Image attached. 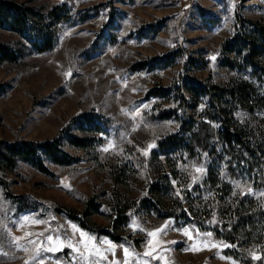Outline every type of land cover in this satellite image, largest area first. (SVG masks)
Masks as SVG:
<instances>
[{
    "label": "rangeland",
    "instance_id": "rangeland-1",
    "mask_svg": "<svg viewBox=\"0 0 264 264\" xmlns=\"http://www.w3.org/2000/svg\"><path fill=\"white\" fill-rule=\"evenodd\" d=\"M13 1L48 8L65 5L72 19L57 27L53 51L26 52L17 64H0V146L17 140L44 142L62 132L65 151L74 162L59 166L46 161L49 174L28 164H20L13 172L0 171V249L7 252V256L0 255V264H36V248L48 234L71 237L72 244L80 247L76 229L97 237L98 242L105 241L100 245V254L107 259L97 258L98 264H125V248L126 264H247L237 257L236 252L242 250H250L252 258L260 257L256 260H264V189L253 187L246 165L233 179L218 161L206 156L195 161L178 153L174 161L177 178L170 179L172 190L163 199L166 208L180 207L201 222L210 216L227 224L234 214L262 211L260 218L245 223L242 220L238 245L217 239L210 229L202 230L199 223L184 217L178 226L174 219L159 217L143 203L150 196L149 186L160 181V174L171 175L165 157L155 158L154 152L158 140L175 133L179 126L175 119L154 118L171 101L148 97L149 92L175 86L189 73L224 88L247 81L264 97V86L252 68L232 70L219 61L222 43L235 33L236 14L245 19L246 25L264 23V0ZM16 40L17 36L0 28V41ZM179 51L183 55H177L166 68L133 69L137 64ZM190 60L199 67H193ZM207 108L206 98L196 114L190 109L187 112L198 121L220 128L218 121L203 119ZM88 112L110 117L116 125L101 135L100 144L83 151L65 140L70 133L92 137L91 131L82 133L73 122ZM230 114L233 123L254 139L252 144L264 145V108H230ZM238 150L244 160H254L245 149ZM122 168L125 173L116 181L113 172ZM197 168L203 170L198 172ZM209 168L214 172L215 185L206 182ZM222 184L231 186L230 195H216ZM92 198L100 206L92 223L109 232H115L110 221L115 199L135 204L128 213L126 229L117 231L124 241L84 230L69 217V212H74L81 218L86 202ZM23 216L44 223L30 220L18 227ZM154 231L156 235L150 237L148 232ZM26 233L43 235L21 239L27 251L17 250L12 237L24 238ZM29 239L36 245L28 243ZM42 255L46 259L41 264H93L92 260L81 262L67 243Z\"/></svg>",
    "mask_w": 264,
    "mask_h": 264
},
{
    "label": "trees",
    "instance_id": "trees-1",
    "mask_svg": "<svg viewBox=\"0 0 264 264\" xmlns=\"http://www.w3.org/2000/svg\"><path fill=\"white\" fill-rule=\"evenodd\" d=\"M72 19L70 10L65 5L35 6L27 3H19L13 0H0V28L17 36L15 43L0 41V64H17L23 60L26 52L35 54H46L53 51L57 43V27ZM235 33L225 40L220 48L219 61L232 70L245 71L252 68L254 76L264 86V23L255 22L246 25L245 19L236 14ZM177 55L182 52L156 57L133 67L136 71L153 70L155 68H166L172 65ZM193 67H199L190 60ZM148 97H160L171 101L166 108L158 110L154 118L158 120L175 119L179 122L175 133L158 140L155 158L164 156L170 165L171 177L160 174L159 182L149 186L150 196L143 201L161 218H172L176 225L184 217L186 221L199 223L202 230L210 229L217 239L238 245L241 238L240 224L252 221L263 216L260 210L247 213L246 215L234 214L228 223H220L213 218H204L198 221L189 213L183 212L180 207L166 208L163 199L172 190L170 179H176V154L183 153L188 159L201 161L206 156L211 161L223 164L224 171L233 179H237L244 165L252 177L253 187L264 189V145L254 142L247 136L242 128L232 120V109H247L255 111L264 108V97L259 94L256 86L247 81H237L229 87L209 85L200 78L186 74L182 82L169 88H158L149 92ZM208 99L209 108L203 112V119L210 122H219L221 127L215 128L205 121H198L187 112L190 109L196 114L197 108L204 99ZM222 105L226 108H222ZM227 109V110H225ZM228 111V113H227ZM232 113V112H231ZM79 126L82 133H92L91 136L79 137L68 134L67 141L71 146L87 151L95 143L103 141L101 135L116 125L110 117L96 112L83 113L73 121ZM69 124L67 127L70 128ZM66 127V129H68ZM63 131V130H62ZM252 145V146H251ZM254 145V146H253ZM255 147V148H253ZM245 149L254 160H244L239 153ZM175 157V158H173ZM46 161L59 166L71 165L74 159L65 151V142L62 132L52 140L44 142H33L17 140L14 143L0 146V171L13 172L20 164H28L40 173L49 174ZM174 163V164H171ZM207 183L215 185V177L212 169L208 170ZM161 172V170H160ZM125 169H116L113 172L115 180L119 181L124 175ZM231 186L222 184L217 190V196H228ZM135 207L134 203L115 199L114 213L110 216L111 224L115 232L101 230L92 223V216L100 211V206L94 198L86 202L82 217L79 218L74 212H69V217L78 222L81 228L100 235H107L116 242L124 241V237L117 231H124L129 223L128 213ZM217 205H213L215 210ZM183 215V216H182ZM245 228V227H244ZM248 252L250 250L237 251V257L247 264H262L263 259H253Z\"/></svg>",
    "mask_w": 264,
    "mask_h": 264
},
{
    "label": "snow or ice",
    "instance_id": "snow-or-ice-1",
    "mask_svg": "<svg viewBox=\"0 0 264 264\" xmlns=\"http://www.w3.org/2000/svg\"><path fill=\"white\" fill-rule=\"evenodd\" d=\"M213 59H215V57H213ZM151 147V145L149 146ZM104 151H108V148L103 149ZM145 155H147V152H145ZM202 168H197L196 171L200 172L202 171ZM195 178L194 177V181L195 182ZM251 191V190H250ZM31 220V223L34 224H43L44 221L43 220H37V219H33L30 218L29 216H23L20 218L18 223V227H23L24 224L28 223ZM136 222L133 221V225H135ZM5 227H7L5 225ZM72 227L75 229L76 226L72 225ZM9 232L11 231L10 229L8 230ZM76 231H79L80 233V240L77 242L80 247H76L74 244H72L71 237H66L64 239H62L59 234H57L55 237L52 234H48L45 238L44 241H41V247L36 248V251L34 253L33 256V260L36 262V264H41L42 260L46 259V257H44L42 254L43 252H55L57 247H62L67 243V246L72 248V251L74 253L78 254V259L83 262V261H87V260H92L93 264H98V259H104L106 260L107 257L102 256L100 254V245H102L103 243H105V241H99L98 242V238L95 236H91L86 234L85 232L76 229ZM156 231H160L159 229ZM185 234L187 235V232L185 231ZM31 235H43V233H38V234H31V233H26L24 238H20V237H12L11 243L12 245L20 251H27V248L24 247L23 244L20 243L21 239H25ZM73 235H75V232L73 233ZM148 235L151 236H155L156 232H148ZM207 235H211V233H208ZM28 243L36 245V241L29 239ZM47 244V247H44L43 245ZM85 252L88 253V255H85ZM125 252V264L127 262V255H128V249L125 248L124 249ZM148 253H145V255H147ZM0 255L3 256H7V252H4L2 249H0ZM98 258V259H97ZM260 257H256L253 256V259H258Z\"/></svg>",
    "mask_w": 264,
    "mask_h": 264
}]
</instances>
